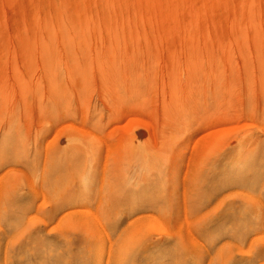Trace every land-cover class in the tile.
Segmentation results:
<instances>
[{
    "label": "rangeland",
    "instance_id": "obj_1",
    "mask_svg": "<svg viewBox=\"0 0 264 264\" xmlns=\"http://www.w3.org/2000/svg\"><path fill=\"white\" fill-rule=\"evenodd\" d=\"M0 264H264V0H0Z\"/></svg>",
    "mask_w": 264,
    "mask_h": 264
}]
</instances>
